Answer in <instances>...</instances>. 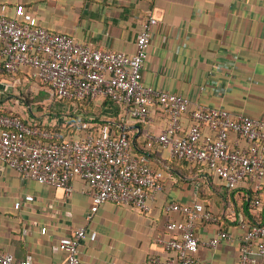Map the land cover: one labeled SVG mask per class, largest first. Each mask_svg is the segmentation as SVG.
<instances>
[{"label": "crops", "instance_id": "obj_1", "mask_svg": "<svg viewBox=\"0 0 264 264\" xmlns=\"http://www.w3.org/2000/svg\"><path fill=\"white\" fill-rule=\"evenodd\" d=\"M3 5L10 15L23 5L51 32L129 55L137 50L145 19L154 16L159 22L143 69L147 86L183 95L195 104L264 120V0H0V10ZM18 78L22 83L16 85L13 81ZM32 83L24 74L0 77V111L20 115L29 123L63 125L64 120L48 110L46 94ZM38 105H44V110ZM118 120L139 152L149 151L153 166L165 173V187L150 203L151 211L144 215L108 202L88 221L93 202L81 179H75L68 196L0 163V251L12 253L17 260L31 253L37 264H62L67 254L59 245L86 226L97 237L81 243L82 264H152L154 257L177 264V254L158 242L172 236L167 223L181 218L165 212L167 204L200 200L216 214L229 213L220 180L151 142L148 135H157L167 126L158 110L154 109L150 124L120 118L119 112ZM185 123L189 125V118ZM220 229L237 239L216 248L201 247L200 264H238V238L243 231L237 222L228 218L200 222L197 235L206 241Z\"/></svg>", "mask_w": 264, "mask_h": 264}, {"label": "built area", "instance_id": "obj_2", "mask_svg": "<svg viewBox=\"0 0 264 264\" xmlns=\"http://www.w3.org/2000/svg\"><path fill=\"white\" fill-rule=\"evenodd\" d=\"M158 22L154 16L145 19L137 37V50L129 55L97 49L68 34L51 32L23 5L15 7L14 15L8 14L3 5L0 77L26 71L58 100L72 102L73 106L78 101L101 105L108 100L118 108L120 118L138 123L150 124L156 109L167 119V126L157 135L149 134L151 142L171 157L198 167L199 172L219 178L229 194L244 185L262 192L264 120L195 104L183 95L157 90L143 82V69ZM13 83L19 85L22 79H14ZM61 118L66 125L68 117ZM86 120L89 124L92 118L86 116ZM117 121L66 140L48 128L62 124L45 126L26 122L20 115L0 113V163L14 168L25 179L62 189L68 196L74 191L75 179H81L93 202L88 221L108 202L146 215L151 211L150 203L164 189L166 176L162 169L153 166L150 156L134 151L130 132L122 120ZM226 208L229 213L219 215L200 200L167 204L165 212L178 213L181 218L167 223L172 236L158 238V242L177 254V264H200L197 253L201 247L216 248L237 237L220 229L213 238L201 240L198 224L219 223L228 218L243 231L238 238V264H264V224H252L243 212H237L232 201L226 203ZM250 208L264 211L260 196L250 203ZM96 237L97 232L78 227L71 239L59 245V250L67 254L62 264H82L81 243ZM0 264L37 263L31 253L17 260L12 253L0 251ZM152 264L174 263L154 257Z\"/></svg>", "mask_w": 264, "mask_h": 264}, {"label": "trees", "instance_id": "obj_3", "mask_svg": "<svg viewBox=\"0 0 264 264\" xmlns=\"http://www.w3.org/2000/svg\"><path fill=\"white\" fill-rule=\"evenodd\" d=\"M24 74L27 76V78L30 79V82L33 81V84L36 85V87L40 88L42 92L48 95V100H49V106L48 110L52 112V114H55L58 117H62L63 115L68 117V122L66 125L62 126H56V127H48L49 129L53 131H57L62 135L63 139L70 140V139H75L78 138L79 136L91 132L93 130H96L100 126H105L108 125L111 122H118V108L111 103L110 101L106 100L104 101L103 104L101 105H94L93 103H90L89 101H78L76 106H73L72 102L66 101V100H58L57 98L53 97L50 95L49 91L47 90V87L43 85L42 83L35 81L34 79H31V77L28 75V72L20 73ZM6 76H11V75H6ZM54 104H59L61 107L59 110H54L53 103ZM42 106V105H41ZM44 106V105H43ZM70 108V112L76 113L72 116L68 113V109ZM98 108V109H97ZM111 109L113 112L112 114L106 113L107 109ZM97 109V110H96ZM0 113H6V112H1ZM95 113L102 114L101 117L97 118L93 116ZM7 114V113H6ZM80 114H83L84 116H79ZM69 115V116H68ZM86 116H89L92 118L90 123L88 124V121L86 120ZM24 121L27 122V120L24 119ZM86 124V126H85ZM139 146L134 145V151L137 153H144L150 156L149 151H140L139 152ZM151 158V157H150ZM186 163L188 166L192 167L195 170H198V167H193L191 164H189L186 161H183ZM210 177H215L211 173H208ZM217 178V177H215ZM220 180L219 178H217ZM221 181V180H220ZM222 184V182H221ZM224 185L222 184V187ZM225 206L228 201H232L234 204V208L239 210L240 208H244L247 213H244V215L249 219V221L252 224H264V212L260 211L257 209H251L250 208V203L255 200V197L258 195L261 198V202L264 204V190L262 192H256L254 191L253 188H251L248 185H244L243 187L238 188L236 191L233 193L229 194L225 190ZM207 206V205H206ZM244 211V212H245ZM256 213H259L261 215H257Z\"/></svg>", "mask_w": 264, "mask_h": 264}, {"label": "rangeland", "instance_id": "obj_4", "mask_svg": "<svg viewBox=\"0 0 264 264\" xmlns=\"http://www.w3.org/2000/svg\"><path fill=\"white\" fill-rule=\"evenodd\" d=\"M45 98H47L48 99V95L46 94L45 95ZM33 101V100H32ZM53 103V107H54V110L56 109V110H59L61 107L59 106V104H54V102H52ZM38 108L40 109V110H44V106L42 105H38ZM48 108V107H47ZM98 109V108H97ZM96 109V110H97ZM69 111L70 110H68V113H69ZM70 114V116H72V115H74V114H76V113H72V112H70L69 113ZM64 116V115H63ZM69 116V115H68ZM79 116H84L83 114H80ZM93 116H95V117H97V118H99V117H101L102 116V114L100 115V114H98V113H95V115L93 114ZM99 116V117H98Z\"/></svg>", "mask_w": 264, "mask_h": 264}]
</instances>
